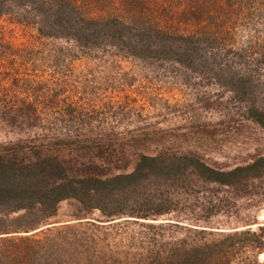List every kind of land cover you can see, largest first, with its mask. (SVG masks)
<instances>
[{"label":"trees","instance_id":"obj_1","mask_svg":"<svg viewBox=\"0 0 264 264\" xmlns=\"http://www.w3.org/2000/svg\"><path fill=\"white\" fill-rule=\"evenodd\" d=\"M232 1L0 0V20L33 27L42 38L70 42L81 53L110 50L140 60L175 62L191 71L218 69L211 78L236 100L246 102L252 78L249 69L234 66L248 68L264 57L253 58L249 45H220L212 31L179 32L169 27L175 18L198 25L200 18L213 9L219 15ZM0 49L10 59L16 55L1 37ZM13 78L10 84L0 83V123L16 132L38 128L46 133L0 141V234H7L0 236V264H264L256 256L264 251L263 225L256 229L248 224L227 229L185 226L193 237L188 240L172 237L171 226L180 227L176 223L148 222L171 209L170 200L158 197L151 187L153 181H174L192 171L204 182L235 185L263 176L264 156L218 170L192 155L139 153L130 171L111 174V169L127 163L115 157L112 145L103 147L98 137L81 136L75 130L86 123L74 114L73 106L64 103L65 114L52 115L55 95H38L41 82L36 79ZM248 104L247 115L264 127V107L254 101ZM44 107L50 113H43ZM62 149L66 156L60 154ZM108 149L111 159L104 157ZM69 198L80 207L77 219L90 218L93 210L101 221H125L130 214L144 219L139 224L148 231L147 242L135 261L105 251L102 237L95 235L97 229L89 227L94 221L18 234L39 227L54 215L59 201Z\"/></svg>","mask_w":264,"mask_h":264},{"label":"rangeland","instance_id":"obj_2","mask_svg":"<svg viewBox=\"0 0 264 264\" xmlns=\"http://www.w3.org/2000/svg\"><path fill=\"white\" fill-rule=\"evenodd\" d=\"M200 19L198 25L191 19H171L169 27L179 32L212 31L220 45H249L253 58L264 57V0H235L219 15L213 9ZM0 37L16 53L10 59L0 49V83L10 84L13 76L40 81L38 95H55L57 106L52 115H64V103L73 106L74 114L86 123L75 126V130L81 136L98 137L103 147L112 145L115 157L127 163L123 168L111 169V174L130 171L139 153L192 155L218 170L264 156V127L246 111L250 101L264 107V61L248 68L234 66L237 70L249 69L247 73L252 78L247 83L250 98L242 102L211 78L212 73H219L218 69L191 71L175 62L140 60L110 50L81 53L70 42L39 37L33 27H22L5 18L0 20ZM43 109V113H50ZM42 133L46 131L38 128L16 132L0 123V141ZM66 153L64 149L60 152L63 156ZM110 153L108 149L105 159H111ZM152 183L158 197L170 200L171 209L164 215L150 217L157 219L148 222L170 221L180 225L171 226L173 238L189 240L191 235L185 226H264V175L226 186L204 182L187 171L177 180ZM130 215L125 221H101L93 210L87 215L90 218L80 221H94L89 227L97 229L95 235L102 237L103 249H109L111 256L126 255L134 262L140 246L147 242L148 231L139 224L144 219ZM79 216L80 207L74 199L61 200L54 215L41 224L53 225L34 232L76 225ZM81 223L88 226L89 222ZM256 256L264 261V251Z\"/></svg>","mask_w":264,"mask_h":264},{"label":"water","instance_id":"obj_3","mask_svg":"<svg viewBox=\"0 0 264 264\" xmlns=\"http://www.w3.org/2000/svg\"><path fill=\"white\" fill-rule=\"evenodd\" d=\"M80 220H84V219H78L77 221H80ZM103 223H105V222H103ZM50 225H53V223H52V222H51V223H46V224L41 225V226H39V227L33 228V229L29 230L28 233H31V232L37 231V230H39V229H41V228H44V227H47V226H50ZM9 234H13V233H9ZM24 234H27V233H24ZM2 235H7V234L1 233L0 236H2Z\"/></svg>","mask_w":264,"mask_h":264}]
</instances>
